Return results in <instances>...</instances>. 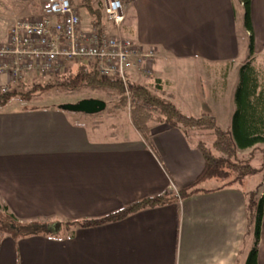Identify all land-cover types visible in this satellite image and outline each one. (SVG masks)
Segmentation results:
<instances>
[{"label": "crops", "instance_id": "obj_1", "mask_svg": "<svg viewBox=\"0 0 264 264\" xmlns=\"http://www.w3.org/2000/svg\"><path fill=\"white\" fill-rule=\"evenodd\" d=\"M42 2L0 0L7 29L15 15L10 16L11 4L37 17ZM122 2L120 29L143 50L154 49L153 79L172 102L173 95L165 92L170 67L184 63L206 70L234 64L244 53L247 58L240 0ZM82 9L81 27L89 30L93 20ZM250 23L256 58L264 52V0H250ZM86 121L69 118L59 106L0 112V201L20 221H83L149 197L168 194L171 200L118 221L73 227L70 236L5 235L0 264H244L241 253L253 235L249 193L264 186V176L255 182L248 175L233 185L211 178L197 193L175 198L204 168L197 148L201 139L189 138L196 132L150 122L143 135L129 120L131 133L121 130L119 136L113 127ZM257 263L264 264V205Z\"/></svg>", "mask_w": 264, "mask_h": 264}, {"label": "trees", "instance_id": "obj_2", "mask_svg": "<svg viewBox=\"0 0 264 264\" xmlns=\"http://www.w3.org/2000/svg\"><path fill=\"white\" fill-rule=\"evenodd\" d=\"M240 1L244 8V28L248 32V52L246 60L239 68L238 84L234 92L235 109L228 129L220 128L212 115L203 113L199 117H194L183 114L170 99L161 93L159 80H156L153 86L134 82L124 86L116 78L101 79L98 77L94 65L91 68L84 69L80 64L81 66L77 69L71 81L65 82L67 85L77 86L82 84L93 89L111 88L118 93L119 104L122 108L127 107V100L129 99L131 102L129 109L131 123L143 135L148 133L150 122L164 123L170 127L181 129L184 134L191 130L208 131L211 134L213 138L211 144L208 145L204 141H199L197 144V148L204 159V168L201 174L193 184L178 189L175 198L184 199L197 193L201 190L198 187L200 183L211 178H218L221 181H226V185H233L242 182L245 176L255 174L258 171L257 167L251 165L252 156L246 160L237 158L238 150L250 149L259 143H264V74L254 64V38L250 23V0ZM71 2L75 4V0H71ZM77 6L88 12L93 20V27L98 31L104 30L101 21L103 13L101 12V2L99 5L93 6L91 0H78ZM46 86L47 84L41 85L34 82L26 90V94H21L23 92L22 83L8 93L0 94V106L4 105L11 97L18 96L19 93L22 95L20 96L21 99L27 98L28 100L31 93L36 91L35 89ZM170 200L171 197L168 194L149 197L133 202L101 218L66 221L63 225L60 222L20 221L7 205L0 202V234L14 238L34 235L57 237L60 232H67L70 236L73 227H90L110 221H118L143 208L162 205ZM263 205L264 186L261 184L249 193L247 208L248 219L252 226L253 242L244 264H258L257 252ZM56 224L59 225L58 229L54 228Z\"/></svg>", "mask_w": 264, "mask_h": 264}, {"label": "rangeland", "instance_id": "obj_3", "mask_svg": "<svg viewBox=\"0 0 264 264\" xmlns=\"http://www.w3.org/2000/svg\"><path fill=\"white\" fill-rule=\"evenodd\" d=\"M91 1L93 6L99 5V3L101 2V0ZM77 2L78 0H75V5H77ZM10 7L14 9L13 11H15L14 13L10 14V16H13L15 14L14 18L36 17V14L32 16L27 15V10H24L25 7L19 6L18 4H11ZM79 8L82 9V7ZM81 13L85 14L83 9L81 10ZM4 14L5 16L7 15L6 13ZM3 17L4 16L0 14V40L4 39V34L7 31V27L4 21L5 19L9 20L7 17ZM101 21L104 26L103 31L108 32L110 34L119 32L120 34L128 37L124 33L122 26L121 29L120 27L117 28L113 26L112 23L105 17L104 12L102 13ZM93 28L98 31L95 27ZM245 56L246 53L237 57L234 64L228 65V63H225L223 65H209L206 67V70L200 69L197 65L195 66L193 64L180 63L176 65L175 68L172 66L170 67L168 71V77L166 78L168 79L169 83L167 84L168 89H165V92H167V94L169 92V94L171 93L173 95L175 99L173 103H177L181 112H183L185 115L187 114V116L199 117L203 113H207L209 115L211 114L217 118L218 125L220 128H228L230 126L231 117L235 109L234 92L238 84L239 68L242 65L241 60H244V58H246ZM255 59L256 60H254V64L259 67V69L264 74V52L259 54ZM70 62L71 63L65 62L63 64V67L61 68L58 75L29 76L27 80L23 83V92L21 94H26V90H28L34 82H37L41 85L47 84V86L35 89L36 91L31 93L30 98L28 100L27 98L21 99L20 96L22 95H20V93L18 94V96L11 97V99L8 100L4 105L0 106V112L16 111L26 108L28 109L33 108V106L48 109L55 108L58 106L62 107L64 105L69 104H77L84 99H99L106 103L105 108L99 112L83 113L75 110H67L63 108L61 109L65 110V113H67L69 118L77 117L79 120L86 119V123L88 122L89 126L90 124L98 126L97 124L102 123L101 128L103 127L104 129L109 130V128L113 127L111 130L116 131L119 136L121 135V130H123L126 134L131 133V127L129 125V109L131 102L129 101V99L127 100V107L122 108L119 104L118 93L115 90H112L111 88L102 87L99 89H93L89 86H85L82 84H78L77 86L65 84V82L67 83L68 80L71 81V78L76 73L77 69L81 66L80 64H82L84 69L91 68L92 65H94L96 69V64L94 62H86L85 60ZM137 75L138 73L134 72L135 79H137ZM98 77H100L101 79L109 78H104L99 74ZM155 81L152 76L151 80L149 81L146 79H138L133 82L153 86ZM98 128L100 129V127ZM111 130L107 132L111 133ZM191 131L196 132V136H199L196 137L195 135L190 134L189 138L191 141L195 142L197 141V139H201V141L203 140L208 145L211 143L212 136L208 131ZM101 133L103 132L101 131ZM250 156H252L253 159H251V163L258 168V171L255 174L248 176V179L254 180L255 182H259L264 176V143H259L255 145V147L250 149L237 151V158L239 160H246ZM60 223L63 225L65 222ZM59 235L68 236L67 232H60ZM4 236L5 235L2 236L0 234V239L4 238ZM252 241L253 235H249V238H247L248 247H245L241 253V258L243 261H245L247 253L252 246Z\"/></svg>", "mask_w": 264, "mask_h": 264}, {"label": "built area", "instance_id": "obj_4", "mask_svg": "<svg viewBox=\"0 0 264 264\" xmlns=\"http://www.w3.org/2000/svg\"><path fill=\"white\" fill-rule=\"evenodd\" d=\"M105 17L115 27L125 18L122 0H101ZM155 51L143 50L128 37L82 29L77 5L71 0H43L40 15L14 18L0 40V94L33 75H58L70 61L94 62L98 74L124 86L153 76ZM134 72L138 73L137 79Z\"/></svg>", "mask_w": 264, "mask_h": 264}, {"label": "water", "instance_id": "obj_5", "mask_svg": "<svg viewBox=\"0 0 264 264\" xmlns=\"http://www.w3.org/2000/svg\"><path fill=\"white\" fill-rule=\"evenodd\" d=\"M105 106H106V103L102 100L84 99L77 104L64 105L61 108L67 109V110L80 111L83 113H95V112H99L103 110ZM54 228L58 229L59 225L58 224L54 225Z\"/></svg>", "mask_w": 264, "mask_h": 264}]
</instances>
